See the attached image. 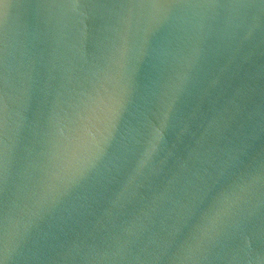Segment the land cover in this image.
<instances>
[{"label":"water","instance_id":"1","mask_svg":"<svg viewBox=\"0 0 264 264\" xmlns=\"http://www.w3.org/2000/svg\"><path fill=\"white\" fill-rule=\"evenodd\" d=\"M0 264H264V0H0Z\"/></svg>","mask_w":264,"mask_h":264}]
</instances>
